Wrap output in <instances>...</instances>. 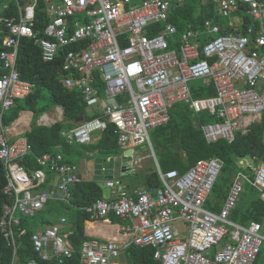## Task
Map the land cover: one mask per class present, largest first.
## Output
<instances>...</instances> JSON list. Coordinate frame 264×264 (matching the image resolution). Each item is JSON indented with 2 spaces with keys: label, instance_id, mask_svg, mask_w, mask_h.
<instances>
[{
  "label": "built area",
  "instance_id": "1",
  "mask_svg": "<svg viewBox=\"0 0 264 264\" xmlns=\"http://www.w3.org/2000/svg\"><path fill=\"white\" fill-rule=\"evenodd\" d=\"M39 1L15 0L14 14H0V160L7 168L3 192L11 200L3 206L0 228L14 253L17 213L34 216L50 199L69 203L72 186L80 181L76 166L67 163L59 151L38 156L40 167L30 173L15 162L31 146L25 138L9 142L4 116L16 99L33 88L31 82L20 79L16 69L19 44L26 37L38 45L45 62L54 61L64 51L63 85L78 88L86 103L98 106L102 102L104 117L61 130L68 144L89 143L92 133L113 123L121 147L143 145L154 159L161 180L158 189H142L133 197L116 186V197L99 198L85 206L89 220L111 214L128 219L130 223L122 227L131 232L128 244L151 246L159 264H254L264 246V216L246 226L228 219L242 191L241 175L231 184L219 213H213L204 204L222 160L201 159L184 173L161 171L149 131L167 122L170 108L179 101L196 113L216 115L217 121L201 124L207 142L219 138L231 142L236 130L247 127L251 117L261 116L264 87H256L264 80V0H201L218 15L232 18L229 25L233 28L238 26L236 12L247 5L246 13L257 25L248 26L244 33H221L212 19L204 21L201 31L187 26L177 33L176 26L168 22L169 12L186 0H42L50 17L44 36L35 30ZM80 15L84 16L82 23L75 19ZM158 23L160 29L151 28ZM150 30L154 31L151 35ZM200 34L212 37L203 40ZM71 44L75 46L67 49ZM95 69L102 78L104 100L90 83ZM196 79L212 82L215 94L193 98L190 83ZM46 167L58 177L54 188L46 178ZM107 185L113 187L115 182L108 180ZM254 185L258 190L264 186V162L255 170ZM65 222L62 216L31 234L33 248L42 260L53 257L54 264H62L72 256L74 248L62 232ZM25 232L21 228L19 234ZM128 244L84 238L78 246L80 264H126L121 254ZM26 264L37 263L31 259Z\"/></svg>",
  "mask_w": 264,
  "mask_h": 264
},
{
  "label": "trees",
  "instance_id": "2",
  "mask_svg": "<svg viewBox=\"0 0 264 264\" xmlns=\"http://www.w3.org/2000/svg\"><path fill=\"white\" fill-rule=\"evenodd\" d=\"M247 5L242 4L235 16L241 19L237 27L229 25L232 18L220 16L211 5L201 3V0H186L179 6H173L169 12L168 22L174 24L177 33L183 32L187 26L201 31L206 19H212L221 27V33L235 32L244 33L248 26H256L257 22L246 13ZM16 12V6L11 0H0V14L12 15ZM50 17L45 11V3L40 0L36 7L35 30L40 36H44L43 30ZM152 29H160L161 23L151 25ZM154 33L150 30L149 35ZM203 40H210L212 36H199ZM73 45L67 49H71ZM64 51L54 61L45 62L41 58L38 45L30 38H22L19 44L16 69L20 79L30 81L35 86L32 91L22 99H16L15 111L11 119L17 115V110L29 108L33 111L34 121L31 129L25 133V137L31 146V150L23 156L20 162L29 170L39 167L36 158L44 153L64 151L69 144L61 135V130H69L76 126L79 118L83 120L96 116L87 111V103L83 100V93L78 88L69 89L62 83V70ZM93 87H102V78L98 71L90 77ZM95 88V89H96ZM192 97L205 98L215 94L212 82L196 79L190 83ZM102 90V89H101ZM21 101V103L19 102ZM62 106L63 121H56L51 125H38L36 118L44 111L53 106ZM216 115L207 111L194 112L184 102L175 103L170 110V118L164 125L157 126L152 131L153 150L161 171L177 169L184 173L201 159L219 158L222 160L220 172L207 196L204 207L213 213H219L226 199L231 184L237 175L242 177V191L239 194L235 206L231 209L228 219L242 226L251 221H258L264 216V186L258 190L254 185L255 170L264 162V110L260 119L251 121L245 129L235 131L233 141L228 142L225 138H219L213 142H207L201 124L215 122ZM9 119L4 116L7 125ZM78 125V124H77ZM114 125L109 123L101 132V137L95 143L81 144L87 150H98L104 155H117L121 152V146L117 143V135L113 132ZM149 152V151H148ZM151 164L143 171L136 174L143 175L145 189L156 190L161 186L157 168L153 157ZM246 161L242 164L239 161ZM149 173V174H148ZM6 183L5 169L0 161V218L3 214V206L10 203V197L3 192ZM102 198V188L97 182L80 180L71 189L69 203H60L63 212L70 213L66 219V229L72 233L67 236L72 244L74 252L65 259L62 264H80L78 246L84 236V222L89 219L85 206L91 205L95 200ZM56 202V201H55ZM47 207L37 212L32 217L19 214V223L15 225L16 249L7 243L0 228V264H26L29 260H35L37 264H54L55 259L42 260L35 252L31 240V234L38 228L50 226L56 223L62 216L45 217ZM64 223V224H65ZM21 228H25V234L20 235ZM62 232L64 233L63 229ZM225 241H227L225 239ZM221 245V244H219ZM263 247V248H262ZM254 264H264V246ZM217 248V247H216ZM214 249H211V253ZM154 248L151 246H139L128 244L123 250L121 257L126 264H159L153 258Z\"/></svg>",
  "mask_w": 264,
  "mask_h": 264
},
{
  "label": "crops",
  "instance_id": "3",
  "mask_svg": "<svg viewBox=\"0 0 264 264\" xmlns=\"http://www.w3.org/2000/svg\"><path fill=\"white\" fill-rule=\"evenodd\" d=\"M96 91L100 93L99 95L101 96V98L105 97L103 85L100 88L97 87ZM92 107L87 108V111H89V113L91 114L95 113L98 116L103 115L102 113L103 111H101L102 109L101 104H99L98 106H94L95 108H97L96 111L94 110L95 108ZM15 108H16V102L14 107L10 108L6 112V119L10 120L6 125L9 142H14L15 140L20 138L24 139L25 133L31 129V125L34 121L33 111H31L29 108L18 109L17 115L11 119L12 116L11 114H13L12 112L15 111ZM251 119L254 118L251 117ZM63 120H64L63 108L62 106L57 105L50 107L49 109L44 111L41 115L38 116V118H36L35 122L38 125H51L56 121H63ZM81 121L82 118H79L76 122V126ZM100 137H101V132L95 133L90 143L95 144ZM150 139L153 143V139L151 136ZM138 148H140V151L137 150ZM61 149L62 148H60V151ZM62 155L67 163L76 166L78 175L80 176V180L91 181V182L94 181L97 183H98L97 180L98 173L95 169L96 166L99 164V162L96 161V159L102 158L101 164L102 167L104 168V166L107 165L108 163V159L114 157L115 162L113 165L112 178L109 177L105 178L104 174L102 173V177H103L102 180L107 182V180L113 179L116 186L119 185L122 186L126 190V192L133 197H137L138 192L142 189H145V186L142 185L143 175L139 176L138 174H136L138 170L143 171V169L145 170L147 166L151 164V160H150L151 156L149 153H147V148H145L143 145H139V146L130 145L127 147H121V152H119L117 155L115 154L104 155L101 154L98 150H92V151L87 150L81 144L73 143V144H69L68 147L64 148ZM121 155L125 156L124 161L126 162V167L124 169L120 168L119 157ZM140 158H141L140 162L136 163V160ZM131 166L133 167V169L129 170ZM45 173L47 179L53 180L52 188H54L55 185L54 180L57 176L56 173L53 172L50 168H46ZM116 196H117V187H113L110 197L114 198ZM19 214L20 213H17L18 216ZM61 216L65 217V214H62ZM129 223L130 221L128 219L119 218L112 214L105 218H99L94 220L87 219L84 222V236L95 237L103 240H111L121 246H124L128 244V242L131 239V232L122 229V227L128 225ZM64 233L66 234L67 237L72 233V231L67 230L64 231Z\"/></svg>",
  "mask_w": 264,
  "mask_h": 264
},
{
  "label": "rangeland",
  "instance_id": "4",
  "mask_svg": "<svg viewBox=\"0 0 264 264\" xmlns=\"http://www.w3.org/2000/svg\"><path fill=\"white\" fill-rule=\"evenodd\" d=\"M11 1L13 2V4L16 5L15 0H11ZM133 1H134V2H137V1H139V0H133ZM75 19H76L77 21H79L80 23H82L83 20H84V16H83V15H80V16L76 17ZM231 22H233V20H232ZM239 22H241L240 16L237 17V18L235 19V26H237ZM232 24H233V23H231V25H232ZM262 87H264V80H263V79H260L256 88H257L258 90H261ZM19 102L21 103V101H19ZM100 104L102 105V102H101ZM92 106H93V107H92ZM94 106H96L94 103H87V108H89V107L95 108ZM94 110L96 111L97 108H95ZM203 112H205V111H202V113H203ZM149 134H150L151 137H153V135H152V130L149 131ZM137 150L140 151V148H138ZM239 162L242 163V164H246V163H247L246 161H242V160H240ZM55 201H56V200H54V199H50V200L48 201V203L46 204L45 207H47V208H46L47 211H46V213H45V217H46V218H48V217H50V216L58 217L59 215H62V214H65V217L69 216L70 213H68V211H67V212H63V207H62V205L60 204V203H62V202H60V201H56V202H55ZM58 202H60V203H58ZM45 207H44V208H45ZM116 220H117V219H116ZM179 224H180V223H179ZM62 229H63V231H65V229H66V223L62 225ZM217 247L220 248L221 245H217Z\"/></svg>",
  "mask_w": 264,
  "mask_h": 264
},
{
  "label": "water",
  "instance_id": "5",
  "mask_svg": "<svg viewBox=\"0 0 264 264\" xmlns=\"http://www.w3.org/2000/svg\"><path fill=\"white\" fill-rule=\"evenodd\" d=\"M119 159H120V168L124 169L126 167V162L124 161L125 156L121 155L119 157ZM96 161L99 162V164L96 166L95 170L98 173V176H97L98 184L102 188V197L103 198H109L113 187L107 186L106 182L102 180V178H103L102 173L104 174L105 178H108V177L112 178V176H113V165L115 162L114 157L108 159V163H107V165L104 166V168L102 167V164H101L102 158H98V159H96ZM57 179H58V177L56 176V178L54 180V184L57 183ZM74 187H75V185L72 186V188H74ZM210 197H213V196L211 195Z\"/></svg>",
  "mask_w": 264,
  "mask_h": 264
},
{
  "label": "clouds",
  "instance_id": "6",
  "mask_svg": "<svg viewBox=\"0 0 264 264\" xmlns=\"http://www.w3.org/2000/svg\"><path fill=\"white\" fill-rule=\"evenodd\" d=\"M132 1H133V0H132ZM139 1H140V0H139ZM133 2H134V1H133ZM137 2H138V1H137ZM35 16H36V14H35ZM71 20H72V19H71ZM72 45H73V44H71V46H72ZM71 46H70V47H71ZM74 46H75V45H73V47H74ZM73 47H72V48H73ZM68 48H69V47H68ZM65 50H66V49H65ZM95 71H98V72H99L98 69L93 70V72H95ZM62 76H63V72H62ZM28 82H30V81H28ZM90 83H91V81H90ZM32 84H33V88H34L35 84H34V83H32ZM91 86H92V88L94 89L95 93L100 94L99 92L96 91V89L93 87L92 84H91ZM72 88H75V87H72ZM72 88H69V89H72ZM31 91H32V90H31ZM31 91H30V92H31ZM30 92H29V93H30ZM29 93H28V94H29ZM28 94H27V95H28ZM23 98H24V97H23ZM99 98L102 99V100H104L106 97L101 98V96L99 95ZM19 99H21V98H19ZM15 101H16V100H15ZM97 104L99 105L100 103H97ZM96 106H97V105H96ZM13 107H14V106H13ZM170 110H171V108H170ZM170 110H169V118H170ZM93 117H101V116L96 115V116H93ZM93 117H91V118H93ZM102 117H104V116L102 115ZM259 119H260V117H257V119H253V120H251V121H257V120H259ZM86 120H88V119H86ZM168 120H169V119H168ZM82 121H84V120L82 119ZM82 121H81V122H82ZM251 121H250V122H251ZM81 122H80V123H81ZM167 122H168V121H167ZM167 122H165L164 124H166ZM80 123H79V124H80ZM108 124H109V123H108ZM112 124H113V123H112ZM164 124H162V125H164ZM113 125H114V124H113ZM107 126H108V125H107ZM159 126H161V125H159ZM75 127H76V126H75ZM156 127H157V126H156ZM156 127H154V128H156ZM154 128H153V129H154ZM245 128H246V127H245ZM245 128H244V129H245ZM101 132H102V131H101ZM95 133H98V132H94V133H92V139H93V135H94ZM25 139H26V137H25ZM26 140H27V139H26ZM91 141H92V140H91ZM10 143H12V142H10ZM89 143H90V142H89ZM86 144H88V143H86ZM60 153H61V152H60ZM147 153H148V152H147ZM27 154H28V153H27ZM61 154H62V153H61ZM25 155H26V154H25ZM25 155H24V156H25ZM155 157H156V156H155ZM21 158H22V157H21ZM21 158H20L19 160H16L15 162L18 163V164H20V165L24 168V170H25L27 173H30V172H32L33 170H35V169H33V170H29V169H27V168H26V167L20 162ZM0 161H1V162L3 163V165H4V169H5V178H6V173H7L6 165H5V163H4L2 160H0ZM37 164H38V163H37ZM39 167H40V166H39ZM39 167H38V168H39ZM46 168H48V167H46ZM46 168H44V171H45ZM36 169H37V168H36ZM45 174H46V173H45ZM6 179H7V178H6ZM50 180L52 181V184H53V180H52V179H49V181H50ZM110 180H113V179H110ZM107 181H108V180H107ZM113 182H114V181H113ZM214 183H215V182H214ZM106 185H107V182H106ZM45 186H46L45 184H41L40 187H45ZM54 186H55V185H54ZM107 186H108V185H107ZM113 187H116V184H115V186H113ZM210 193H211V191H210ZM209 195H210V194H209ZM210 196H211V195H210ZM208 197H209V196H208ZM102 198H103V197H102ZM109 198H110V197H109ZM20 215H22V214H20ZM23 216H24V215H23ZM26 217H29V216H26ZM31 217H32V216H31Z\"/></svg>",
  "mask_w": 264,
  "mask_h": 264
},
{
  "label": "bare ground",
  "instance_id": "7",
  "mask_svg": "<svg viewBox=\"0 0 264 264\" xmlns=\"http://www.w3.org/2000/svg\"><path fill=\"white\" fill-rule=\"evenodd\" d=\"M263 248V247H262Z\"/></svg>",
  "mask_w": 264,
  "mask_h": 264
}]
</instances>
